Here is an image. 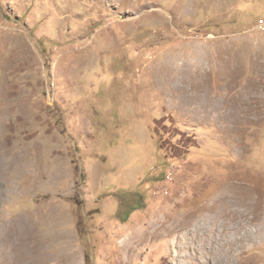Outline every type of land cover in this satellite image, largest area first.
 <instances>
[{
    "label": "rangeland",
    "instance_id": "rangeland-1",
    "mask_svg": "<svg viewBox=\"0 0 264 264\" xmlns=\"http://www.w3.org/2000/svg\"><path fill=\"white\" fill-rule=\"evenodd\" d=\"M262 18L264 0H0V64L20 42L30 59L0 79V264H264V233L243 240Z\"/></svg>",
    "mask_w": 264,
    "mask_h": 264
},
{
    "label": "bare ground",
    "instance_id": "bare-ground-1",
    "mask_svg": "<svg viewBox=\"0 0 264 264\" xmlns=\"http://www.w3.org/2000/svg\"><path fill=\"white\" fill-rule=\"evenodd\" d=\"M28 52L29 50L26 49V46L21 44V42L16 44L15 49L12 50L11 59L6 62H1L0 64V67H1L0 79L2 81L5 79V77L8 75L10 71L15 70L20 65H23L22 60L25 62V65L29 63L30 59L27 56ZM5 85H6V82H4V84L0 83V91H2ZM11 143H14V142H11ZM255 222L258 223V225L260 224L259 227L257 228V231L255 232L248 231L243 236V240H253L255 235H262L264 233V195L262 196L261 194L257 195L256 203H254L252 209L243 211V223L244 224H247L249 226V225L255 224ZM15 230L16 229L12 227L11 230L7 234H5V237L10 239V235L13 236L16 232ZM28 235H30V233H28ZM30 237L31 236L29 237L27 236L26 239H30ZM228 263L233 264L234 262L228 261ZM184 264H185V261H184Z\"/></svg>",
    "mask_w": 264,
    "mask_h": 264
},
{
    "label": "built area",
    "instance_id": "built-area-1",
    "mask_svg": "<svg viewBox=\"0 0 264 264\" xmlns=\"http://www.w3.org/2000/svg\"><path fill=\"white\" fill-rule=\"evenodd\" d=\"M258 21H259L258 22V28L260 27V28H262L264 30V18L259 19ZM175 172H176L175 167L174 166H170V169L167 171V173L165 175L166 181H169L172 178V176L175 174Z\"/></svg>",
    "mask_w": 264,
    "mask_h": 264
}]
</instances>
